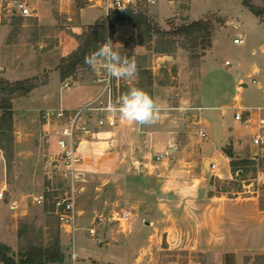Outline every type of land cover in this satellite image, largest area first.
I'll list each match as a JSON object with an SVG mask.
<instances>
[{
    "label": "rangeland",
    "instance_id": "obj_1",
    "mask_svg": "<svg viewBox=\"0 0 264 264\" xmlns=\"http://www.w3.org/2000/svg\"><path fill=\"white\" fill-rule=\"evenodd\" d=\"M22 1L30 7L32 16H21L13 0H0V26L8 28L0 31V67L7 72V75H0V79L10 82L29 80L34 85L27 94L18 92L9 96L0 93V104L1 98L7 96L10 98L13 112L11 135L3 137L4 150L0 148V190L4 193L0 199V236L3 233L8 235L6 244H10L8 246L12 249L14 257L18 259V252L25 251L32 245L46 246L56 233L60 236L64 260L61 263L50 264H219L221 257L222 264H236L233 254L220 256L218 251L223 243L216 236L213 247L207 250L211 244L209 235L211 233L221 235L219 233L222 228L226 231L228 240L224 247L231 248L233 241H236L235 238L242 246L248 240L258 237L261 238L259 242L263 243L264 234L260 233L263 225L253 216L257 208L264 210V147L256 146L253 153L241 150L239 154L235 156L233 154L234 169L238 171H232L229 178L204 175L203 178H209L215 195L233 198L236 203L242 202L244 198H250L252 202H242L236 210L233 208L228 211L229 215L222 218L216 216L217 219L215 217L214 220L216 219L217 226L209 224L199 234L197 245L204 249L190 251L189 243L194 244L195 238L180 241L175 239L176 241H173L178 245L174 242L172 247L165 234L160 235L159 239L151 237L145 241L150 226L144 228L143 220L150 217L140 202L154 199L150 192L147 194L144 190V187L153 180L148 181L143 178L142 173H136L132 167L134 159L124 157L120 150L116 157L109 154L110 152L112 154L114 149L97 148L93 142L84 145L85 164L82 178L85 189L76 203L77 230L74 241L72 240L66 227L60 224L55 210V200L62 196L63 190L50 159L57 150L55 134L53 128L45 125L43 113L48 108L60 105L77 107L87 98L88 88L91 89V96L86 101L95 97L101 88L94 80L95 68L88 64L78 66L68 77L62 78L60 75L61 67L78 52L84 40L83 34L89 32V25H83L80 21V7L88 3V0ZM179 2L184 11H187L191 3V12L197 19L202 17L200 13L203 10L209 9L205 18L213 20L216 35L214 69L211 73L205 74L203 106H214V110L203 109L202 124H196L193 128L196 131L201 125L207 127L208 137L202 141L198 140L195 150L200 155L218 159V171L226 173V161L221 157L222 154L228 155L226 150L230 149V145L224 148L219 145L224 137L223 127L227 125L230 130H238L230 133L232 138L250 137L249 125L235 115L236 106L240 104L253 109L264 106V96H258L256 90L259 83L252 82L253 79L262 80L260 75L255 74L257 70L254 69V65L257 64H252L244 56V52L250 47L249 38L247 37L243 44L233 42L237 33L242 34V27L237 23L248 24L255 15L243 5V0H179ZM149 3L158 13L160 23H165V27L160 26L156 18L148 14ZM252 3L264 7V0H253ZM179 4L177 3V7ZM135 9L146 12L156 26L165 30L187 24L182 12L180 15L168 17L171 9L169 0H154V3L148 0H135ZM94 13L105 14L101 8H95ZM259 20L264 22L261 18ZM97 23H102L106 27L105 42L111 40L113 48L119 51L121 56L135 58L137 63L138 75L132 79H119V90L117 89L116 94L121 96L122 92L137 88L136 86L150 92L152 85H148L150 77L147 76L149 72L155 70L159 73L160 82L174 85L176 81L172 79V74L175 65L156 59L159 53L157 50L165 46L164 43L161 44V36L152 35L151 42L146 43L142 51L138 48L139 51H135L136 42L146 38L142 32L135 31V41H130L128 46H125L126 42L118 45L112 40L114 29L107 24L105 16L92 25ZM180 44L181 39L177 37L173 45L165 47L171 54L182 48ZM198 51L202 53L200 48ZM226 58L231 61V65H224ZM238 66L244 71L243 80L248 83V87L242 92L237 91V82L241 75ZM116 80L114 78V82ZM2 112L0 108V116ZM89 139L98 140L92 137ZM211 171L210 169L208 173ZM204 189L205 187H200L197 190V202H200L202 195L205 196ZM171 194V198L175 197L177 202H185L187 197L194 195L186 187ZM211 194V191L207 192L208 196ZM38 195L44 196L41 204L34 201ZM206 196L204 198L207 199ZM13 201L19 202V205L10 210L7 202ZM125 211L130 212V218L128 221H121L119 217ZM149 212L154 214V209L150 207ZM132 215L134 217L131 219ZM132 221L138 223L141 229L136 226L132 228ZM90 229H94V235H90ZM73 248L76 253L75 261L71 254ZM243 253V264H264V250L258 249V246L252 251L248 248Z\"/></svg>",
    "mask_w": 264,
    "mask_h": 264
},
{
    "label": "crops",
    "instance_id": "obj_2",
    "mask_svg": "<svg viewBox=\"0 0 264 264\" xmlns=\"http://www.w3.org/2000/svg\"><path fill=\"white\" fill-rule=\"evenodd\" d=\"M148 1L154 3V0ZM176 2L178 4L180 3L179 0H169L171 9L168 17L180 15L182 12L184 13L183 16L186 17L187 24L196 20L205 19V15L210 11L209 9L203 10L202 13H200L202 17L197 19L191 12V3L187 11H184L181 4L177 7ZM95 8L104 9L105 14L94 13ZM244 10L246 9L244 8ZM148 14L150 16L152 15V18L154 16L160 26L165 27V23H160L161 21L158 18V13L151 7L150 3L148 4ZM103 16H105V20L107 21L105 0H88V3L80 7V21L83 25H92ZM237 25L242 27V34L237 33L235 36L243 37L244 43L246 42V38H249L250 47L244 52V56L249 62H252V64H257L254 65V69L257 70L255 74L260 75L262 80L257 81L253 79L255 81L252 80V82L259 83L256 89L257 94L258 96H264V22L260 21L259 18L255 16V18L250 19L248 24L238 22ZM3 29L6 30L8 28L3 25L0 26V31ZM135 31L132 23L117 24L113 30L112 40L118 45L124 44L130 38L134 37ZM215 37L216 35L213 30L211 47L198 58H192L190 53L183 48L171 54L158 53L156 57L157 61L164 63L168 61V63L175 65L172 79L176 82L174 85H169L167 82H160L158 78L159 73L156 72V70L150 72L152 98L161 106L157 122L140 125L122 119V121L110 132H101L97 136L92 137L95 139L97 138V141H91V139L88 138V141L81 144L83 158L85 156L83 153L84 145L86 146V144L93 142L96 143L95 145H97V148L114 149L112 154L111 152L109 153L110 155H119L121 151L122 153L120 154L124 157L126 156L130 159H134L132 167L136 173H142L143 178L148 181L153 180L154 183L150 182L149 185L144 187V190L147 194L150 192L154 199L152 201L144 200V202H140L142 206H145V212L148 217H150V219L143 220L144 228H146L147 225L150 226L147 231L148 237L145 241H148L151 237L159 239L160 235L165 234L168 243H170L172 247L177 239L180 241L181 239L186 240L195 238L196 242L194 244L189 243V245L191 244L190 251L195 249L202 251L204 248H199L197 245V240L199 239V234L202 229L212 223L214 226H217V222L215 221L217 217L222 218L227 214L229 215L228 211L233 208L236 210V207L242 205V202H252L250 198H244L242 202L236 203L237 201L233 198H224L220 195H215L213 193V186L208 181L209 178L205 177V179L203 177L204 175L210 174L211 176L216 175L229 178L232 175V168L230 165L231 158L226 154H222L221 158L226 161L227 172L220 173L218 171V159L214 160L209 156L200 155L199 152L195 150L196 142L198 140L202 141V139L207 138L208 135L206 126L201 125L196 131L193 127L196 124H202L203 109L207 108L208 110H214V106H203L205 99L203 83L205 74L211 73L214 69ZM135 46V51H139L137 48L142 51V48L145 47V45L139 42H136ZM134 50H132V52ZM195 60L196 62H194ZM226 60L229 59L226 58L225 61ZM225 61V66L232 64L230 61V64L226 65ZM240 66H238L241 71V75L237 82L238 92H242L248 87L247 81L243 80L245 74ZM0 69L2 70L0 75H7L4 68L0 67ZM127 83L129 84L130 80H128ZM244 83L247 85L243 86ZM136 87L138 88V86ZM88 89V96L85 101L91 96V89ZM238 106L243 109L244 118L248 119L246 123L251 130L250 137L240 138L237 136L232 138L230 133L232 131L237 132L238 130H230L228 126L225 125L223 127L224 137L219 143L221 148L230 145V149L234 156L239 154L241 150H249V152L253 153L257 147L252 139L256 135H264V106L253 109L250 106L244 107L238 104L236 110ZM200 131H204L206 136L201 137ZM123 147L125 150H123ZM212 162L216 163L215 168H211ZM84 164L85 158L83 166ZM210 169L212 171L208 173ZM182 187H186L190 192H193L194 195L190 198L187 197L184 200L185 202H177L174 199L175 197L173 199L171 198V193H177ZM200 187H205V196L207 192L210 191L212 194L209 196L207 195V199L202 195L200 197V202H197V190H199ZM145 199L147 198L145 197ZM7 204L10 206L9 209L11 210L14 209L13 207H17L19 202L13 201L7 202ZM150 207L154 209V214L149 212ZM16 212L17 211H13V213ZM132 217H134V215L131 216V219ZM215 217L216 219L214 220ZM254 217L263 225L261 226L262 229L260 232L263 235L264 210L257 208L256 211H254L253 218ZM186 225H188V227ZM134 226L141 229L138 223L132 221V228ZM217 229L219 230V228ZM220 232L219 234L221 235H215V233L209 235L208 239H210L211 244L208 245L207 250L213 247L214 237L216 236L218 239L220 238L221 240H219L223 243L222 248L218 251L221 254L220 256L231 253L235 257L236 264H243L242 257L244 255V250L249 248L250 251H252L257 246L258 249L264 250V242H259L261 239L260 237L254 240H248L244 246L240 245L237 238H235L236 241H233L234 243L231 248L224 247L228 241L226 240V231L222 228ZM7 239L8 235L6 233L1 234L0 242L6 244ZM176 244L177 242H175V245ZM7 245L10 244L8 243ZM120 262L122 263V261ZM219 264H222V257Z\"/></svg>",
    "mask_w": 264,
    "mask_h": 264
},
{
    "label": "built area",
    "instance_id": "obj_3",
    "mask_svg": "<svg viewBox=\"0 0 264 264\" xmlns=\"http://www.w3.org/2000/svg\"><path fill=\"white\" fill-rule=\"evenodd\" d=\"M13 4L21 16H32L30 7L24 1L13 0ZM105 7L107 16L110 10L135 9V0H105ZM106 22L108 24V20ZM107 35H109L108 26ZM233 42L243 44L244 38L236 36L233 38ZM225 63L229 65L230 61L226 60ZM94 71V80L101 85L95 97L77 107L60 105L56 108H48L43 113L45 125L48 128H53L55 134L57 150L51 155L50 159L55 172L58 173L62 184L61 190H63L62 196L55 200V210L60 224L66 227L73 241L77 230L78 211L76 203L79 195L85 189L82 178L84 174V158L81 144L88 141L89 137H95L101 132H110L122 121L118 113L108 110V105L119 97L116 94V91L119 90V79L115 82L114 78L109 79L100 63H98ZM235 115L238 119L248 120L244 118V112L240 106L237 107ZM200 135L201 137L206 136L204 131H200ZM252 141L256 146L264 147L263 134L256 135ZM215 167L216 163L212 162L211 168ZM3 195V190H0V199L3 198ZM34 201L37 204H41L44 201V196L38 195L34 198ZM129 218L128 211H125L119 217L121 221H128ZM89 233L94 235V229H90ZM71 254L73 261H75L76 253L74 248Z\"/></svg>",
    "mask_w": 264,
    "mask_h": 264
},
{
    "label": "trees",
    "instance_id": "obj_4",
    "mask_svg": "<svg viewBox=\"0 0 264 264\" xmlns=\"http://www.w3.org/2000/svg\"><path fill=\"white\" fill-rule=\"evenodd\" d=\"M253 0H243V5L247 7L250 12L264 20V7L256 6L252 3ZM109 26L114 29L116 24L132 23L136 32H142L146 38L139 40V43L145 45L151 42L152 35L161 36V44L173 45L176 38L181 39L180 46L190 53L192 58H198L204 52L211 47L212 35L214 30L213 20L209 18L193 21L188 24H183L175 29L165 30L156 26L149 18L146 12H142L133 8H125L123 10H112L107 15ZM88 31L83 34L84 40L79 46L78 52H75L67 64L60 69V75L62 78L72 75L76 68L85 63V57L94 53L102 43H105V31L106 27L102 23L97 25H89ZM183 40H182V38ZM130 41H135L134 37L130 38L125 46L130 44ZM160 43V42H159ZM157 50L159 53H168L167 47ZM199 48L202 50L200 53ZM145 72V71H144ZM148 85L151 82V74L149 72ZM34 85L29 80H21L10 82L0 79V93H6V95H14L21 92L27 94L33 89ZM139 88V87H138ZM152 97V92H147ZM123 94V92H122ZM0 108L2 114L0 116V148L4 150L3 137L5 135L10 136L13 123V112L10 98L3 96L1 98ZM229 157H231L230 165L233 172H237L238 169H234L235 161L233 160V152L231 149L226 150ZM18 259L14 257L12 249L7 244L0 242V262L3 264H50L56 262H63L64 255L60 248V236L59 233L53 236L49 244L46 246L32 245L25 251L18 252Z\"/></svg>",
    "mask_w": 264,
    "mask_h": 264
},
{
    "label": "clouds",
    "instance_id": "obj_5",
    "mask_svg": "<svg viewBox=\"0 0 264 264\" xmlns=\"http://www.w3.org/2000/svg\"><path fill=\"white\" fill-rule=\"evenodd\" d=\"M85 63L93 68L100 63L109 79H132L138 75L135 58L121 56L111 40L86 56ZM108 110L118 113L122 119L145 125L158 121L161 106L146 91L134 87L110 103Z\"/></svg>",
    "mask_w": 264,
    "mask_h": 264
},
{
    "label": "water",
    "instance_id": "obj_6",
    "mask_svg": "<svg viewBox=\"0 0 264 264\" xmlns=\"http://www.w3.org/2000/svg\"><path fill=\"white\" fill-rule=\"evenodd\" d=\"M246 85H247L246 83L243 84V86H246Z\"/></svg>",
    "mask_w": 264,
    "mask_h": 264
}]
</instances>
